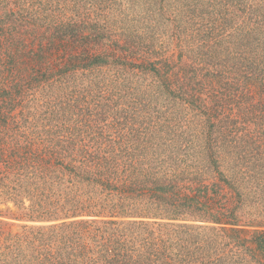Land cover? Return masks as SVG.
<instances>
[{"label":"trees","instance_id":"trees-1","mask_svg":"<svg viewBox=\"0 0 264 264\" xmlns=\"http://www.w3.org/2000/svg\"><path fill=\"white\" fill-rule=\"evenodd\" d=\"M1 204L6 264H264V0H0Z\"/></svg>","mask_w":264,"mask_h":264},{"label":"rangeland","instance_id":"rangeland-1","mask_svg":"<svg viewBox=\"0 0 264 264\" xmlns=\"http://www.w3.org/2000/svg\"><path fill=\"white\" fill-rule=\"evenodd\" d=\"M26 205H28V204H26ZM9 207H11V209ZM9 207L6 205H2V204L0 205V211L4 214L3 216H7V215L11 214V210H13L14 207H12V205H10ZM218 208H220V206ZM260 208L263 209V206H260ZM218 212H219V210L216 211L215 215H218L219 214ZM1 219L3 221H5V225H8V229H9V232L5 233L6 235H4L2 237L0 236V243H1L0 244V264H6V259L4 258L6 251H4V250L6 248V243H7L6 240H8L10 233H12V235H13L16 232H21L24 225L32 226V225H39V223L22 222L20 220L11 219L8 217H2Z\"/></svg>","mask_w":264,"mask_h":264}]
</instances>
